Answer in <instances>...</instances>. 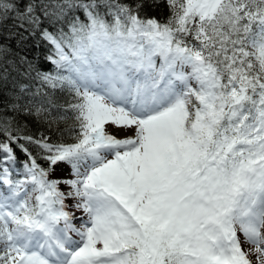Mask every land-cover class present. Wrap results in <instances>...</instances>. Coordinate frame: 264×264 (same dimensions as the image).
Instances as JSON below:
<instances>
[{"label":"snow or ice","instance_id":"snow-or-ice-1","mask_svg":"<svg viewBox=\"0 0 264 264\" xmlns=\"http://www.w3.org/2000/svg\"><path fill=\"white\" fill-rule=\"evenodd\" d=\"M0 97V264H264V0H0Z\"/></svg>","mask_w":264,"mask_h":264},{"label":"trees","instance_id":"trees-1","mask_svg":"<svg viewBox=\"0 0 264 264\" xmlns=\"http://www.w3.org/2000/svg\"><path fill=\"white\" fill-rule=\"evenodd\" d=\"M161 12H162L163 16L167 15V11L165 9H161ZM2 39L6 42L8 38L4 37ZM11 48H12L13 54L27 55L29 59H34V58L38 57L40 63H43V56H44L45 49L33 47V42L30 40L25 42V44H23V45H19L15 39H12L11 40ZM3 98L4 97H0V99H3ZM69 123H71V122L69 121ZM55 127L56 126L54 125L53 129H55ZM59 127L61 129H63V128H66L67 125L64 122H61ZM28 132L31 134H37L39 132H49V130L47 129L46 125H42L39 123L29 121ZM13 147H15V145ZM17 156L20 158V160L26 159L24 154L22 152H20L19 149H17ZM41 163H43V162L41 161ZM60 167L62 168L64 166L61 165ZM57 172H59V171H57Z\"/></svg>","mask_w":264,"mask_h":264},{"label":"rangeland","instance_id":"rangeland-1","mask_svg":"<svg viewBox=\"0 0 264 264\" xmlns=\"http://www.w3.org/2000/svg\"><path fill=\"white\" fill-rule=\"evenodd\" d=\"M60 175H62L61 172H56V173L53 174V177H58V176H60Z\"/></svg>","mask_w":264,"mask_h":264}]
</instances>
